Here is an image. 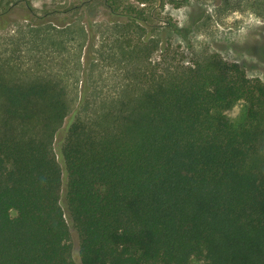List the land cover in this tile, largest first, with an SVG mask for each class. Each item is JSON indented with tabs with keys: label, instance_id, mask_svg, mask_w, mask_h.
Here are the masks:
<instances>
[{
	"label": "trees",
	"instance_id": "16d2710c",
	"mask_svg": "<svg viewBox=\"0 0 264 264\" xmlns=\"http://www.w3.org/2000/svg\"><path fill=\"white\" fill-rule=\"evenodd\" d=\"M95 1L24 17L32 66L0 58V264H74L70 225L81 264H264V83L185 63L188 29L151 21L176 0H102L100 25L75 12ZM113 64L106 93L91 79Z\"/></svg>",
	"mask_w": 264,
	"mask_h": 264
},
{
	"label": "rangeland",
	"instance_id": "374dc122",
	"mask_svg": "<svg viewBox=\"0 0 264 264\" xmlns=\"http://www.w3.org/2000/svg\"><path fill=\"white\" fill-rule=\"evenodd\" d=\"M83 1L85 0H0V14L6 11L5 18L8 21L6 28L0 30V58L16 59L19 52L23 57L20 59L18 57L15 63L23 68L32 66V61L28 59L30 50L15 44L18 26L30 21L24 20V17L40 16L58 8L80 5ZM79 11L100 25L104 23L107 10L103 6V1L98 0L75 12ZM154 14V19H151L154 24H163V21L170 20L179 28L188 29L185 36L189 41V48L178 35L171 40L174 47H180L185 63L192 62L204 52L215 53L227 63L234 62L242 66L247 77L259 78L264 83V23L260 25L245 23L249 14L264 21V0H176L165 2L161 8L154 10ZM242 28L244 31H241ZM98 40L101 38L96 39V43ZM118 68H120L118 64L105 69L99 67L94 71L91 81L97 83L103 88V92L107 93V88L111 89L110 86L123 80L122 72ZM245 110V104L239 102L223 113L237 123L243 119ZM77 114V111H73L65 118L53 142V152L62 168V174L64 170L60 147L68 126L75 120ZM12 215L15 213L12 212ZM70 244L73 263L81 264L78 236L71 225Z\"/></svg>",
	"mask_w": 264,
	"mask_h": 264
},
{
	"label": "clouds",
	"instance_id": "9594fccd",
	"mask_svg": "<svg viewBox=\"0 0 264 264\" xmlns=\"http://www.w3.org/2000/svg\"><path fill=\"white\" fill-rule=\"evenodd\" d=\"M245 23L250 24V25L251 24L260 25V24L264 23V21H262L261 19L255 17L252 14H249L248 20L245 21ZM241 31H244V29L242 28Z\"/></svg>",
	"mask_w": 264,
	"mask_h": 264
}]
</instances>
